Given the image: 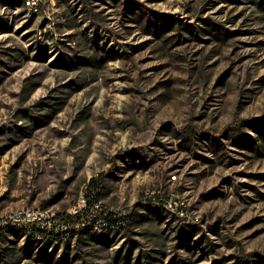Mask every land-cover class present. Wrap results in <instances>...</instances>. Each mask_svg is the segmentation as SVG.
Masks as SVG:
<instances>
[{
  "label": "rangeland",
  "instance_id": "374dc122",
  "mask_svg": "<svg viewBox=\"0 0 264 264\" xmlns=\"http://www.w3.org/2000/svg\"><path fill=\"white\" fill-rule=\"evenodd\" d=\"M93 179L124 227L0 264H264V0H0V208L86 213Z\"/></svg>",
  "mask_w": 264,
  "mask_h": 264
},
{
  "label": "built area",
  "instance_id": "2783aa9c",
  "mask_svg": "<svg viewBox=\"0 0 264 264\" xmlns=\"http://www.w3.org/2000/svg\"><path fill=\"white\" fill-rule=\"evenodd\" d=\"M43 2L44 0H27V4H29V11L39 12ZM97 188L98 186L91 190L92 196L87 202L89 205L88 212L85 213L77 209V213L70 214V216H72L70 220L65 221L64 217L66 215L47 217L46 209L32 210L31 207H28V211L26 213L8 215V220H0V228L1 224L5 222H12V224L24 223L26 226L34 229V234L46 236L52 234L54 231L58 232L57 234H68L70 231H78V227L84 224H93L97 227V229H101V231L104 230L105 227H124L126 222L122 218H118L113 216V214L107 213L104 210L103 205L98 204L99 191L96 190ZM172 208L177 211L174 206H172ZM109 218H112V220L109 221ZM57 226H59L61 231L55 229Z\"/></svg>",
  "mask_w": 264,
  "mask_h": 264
},
{
  "label": "bare ground",
  "instance_id": "6f19581e",
  "mask_svg": "<svg viewBox=\"0 0 264 264\" xmlns=\"http://www.w3.org/2000/svg\"><path fill=\"white\" fill-rule=\"evenodd\" d=\"M17 3H21L23 7H25L29 13H38V11H29V4H27V0H14ZM100 192V191H99ZM102 192V191H101ZM98 204L99 205H104L101 204L99 197H98ZM32 210H43L41 208H32ZM28 211V207L22 206L16 209H11V210H2L0 208V220H8V215H17L19 213H26ZM172 211L174 213H176L177 211L175 209L172 208ZM170 212V211H169ZM77 213V209L73 212V214ZM64 215V214H62ZM62 215H58V216H62ZM56 216L54 213H51L49 210H47V217H54ZM117 227H105L104 230L101 231V229H97L96 226H94L93 224H84L78 227V230H88L90 232H95V233H101L104 232L105 230L109 229V230H114ZM7 231H12V232H17V231H21L24 232L26 235H33L34 234V229L26 226V224L24 223H14L12 224V222H5L3 224H1V228H0V235L3 232H7ZM38 239H42L44 237V235H37L34 234ZM45 240V239H44Z\"/></svg>",
  "mask_w": 264,
  "mask_h": 264
},
{
  "label": "trees",
  "instance_id": "16d2710c",
  "mask_svg": "<svg viewBox=\"0 0 264 264\" xmlns=\"http://www.w3.org/2000/svg\"><path fill=\"white\" fill-rule=\"evenodd\" d=\"M91 186H94L93 188H95V187L98 186V182H97L96 179H93V180H92V185H91ZM90 190H91V189H90ZM111 216H112V215H111ZM71 218H72V216H70V215H66V216L64 217L65 221H66V220H70ZM108 220L111 221L112 218H109ZM116 229H117V228H116ZM7 232H12V231H7ZM75 232H88V233H95V232H90V231H88V230H78V231H70L68 234L61 233V234L54 235V233H52V234H49V236H51V235L58 236L59 239H62V240H63V239H65V238H67V236H69V234H71V233H75ZM3 233H6V232H3ZM3 233H2L0 236H2ZM95 234H98V233H95ZM33 236H35V235L33 234Z\"/></svg>",
  "mask_w": 264,
  "mask_h": 264
}]
</instances>
